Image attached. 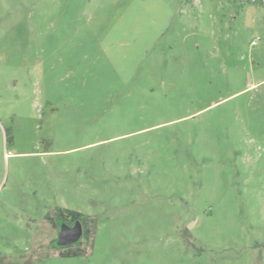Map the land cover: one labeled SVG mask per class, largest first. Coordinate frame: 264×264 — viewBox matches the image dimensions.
<instances>
[{"label": "rangeland", "instance_id": "374dc122", "mask_svg": "<svg viewBox=\"0 0 264 264\" xmlns=\"http://www.w3.org/2000/svg\"><path fill=\"white\" fill-rule=\"evenodd\" d=\"M241 4L0 0V259L264 264V9ZM59 209L92 220L80 255Z\"/></svg>", "mask_w": 264, "mask_h": 264}, {"label": "trees", "instance_id": "16d2710c", "mask_svg": "<svg viewBox=\"0 0 264 264\" xmlns=\"http://www.w3.org/2000/svg\"><path fill=\"white\" fill-rule=\"evenodd\" d=\"M231 1H237V0H231ZM243 4H251L258 6L262 9H264V0H239ZM58 213L60 214L61 217L63 216H70L73 220H79L82 221L84 224V235H88L90 233L89 228L86 227V224L88 221H92L90 218L87 216L83 215L82 213L76 212V211H69L66 209H59ZM51 220V219H50ZM60 250L61 248H57ZM82 252V249L76 248L74 250H71L70 248L63 249L62 251L59 252L60 256L63 257H71V256H77L80 255ZM0 264H13L9 261H5L4 259H0ZM21 264H31L30 260H24Z\"/></svg>", "mask_w": 264, "mask_h": 264}, {"label": "water", "instance_id": "95a60500", "mask_svg": "<svg viewBox=\"0 0 264 264\" xmlns=\"http://www.w3.org/2000/svg\"><path fill=\"white\" fill-rule=\"evenodd\" d=\"M81 235L82 227L79 221H76L72 228L62 224L60 225L55 245L57 247L72 245L80 239Z\"/></svg>", "mask_w": 264, "mask_h": 264}, {"label": "flooded vegetation", "instance_id": "af4514ba", "mask_svg": "<svg viewBox=\"0 0 264 264\" xmlns=\"http://www.w3.org/2000/svg\"><path fill=\"white\" fill-rule=\"evenodd\" d=\"M76 221H79V220H73L70 216H63V217H61V219H60V225L65 224V225L69 226L70 228H72V227L74 226V224H75ZM79 222H80L81 227H82V235H83V234H84V229H85V227H84V224H83L82 221H79ZM59 228H60V227H58V232H57V234L59 233ZM82 235H81V237H82ZM81 237H80V238H81ZM79 240H80V239H79ZM79 240H78V241H79ZM78 241H77V242H78ZM55 242H56V240H55ZM77 242L74 243V244H72V245H68V246H61V247H57V246H56V248H61V249L71 248V247H74V246L77 244Z\"/></svg>", "mask_w": 264, "mask_h": 264}]
</instances>
